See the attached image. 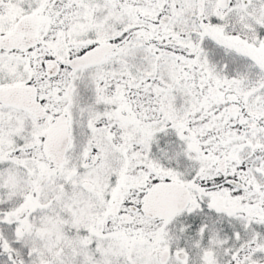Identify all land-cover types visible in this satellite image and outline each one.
<instances>
[{"label": "snow or ice", "instance_id": "6c2138e0", "mask_svg": "<svg viewBox=\"0 0 264 264\" xmlns=\"http://www.w3.org/2000/svg\"><path fill=\"white\" fill-rule=\"evenodd\" d=\"M0 264H264V0H0Z\"/></svg>", "mask_w": 264, "mask_h": 264}]
</instances>
